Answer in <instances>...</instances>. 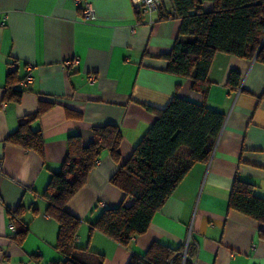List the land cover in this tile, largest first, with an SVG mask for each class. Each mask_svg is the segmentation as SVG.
Returning a JSON list of instances; mask_svg holds the SVG:
<instances>
[{"label":"crops","instance_id":"crops-1","mask_svg":"<svg viewBox=\"0 0 264 264\" xmlns=\"http://www.w3.org/2000/svg\"><path fill=\"white\" fill-rule=\"evenodd\" d=\"M86 1L95 22L81 17L76 0H0V264L63 263L59 223L48 213L44 192L62 169L69 138L88 146L93 128L106 125L123 134L121 161L103 152L68 203L80 220L78 247L103 255L104 264H128L156 242L185 246L183 257L192 245V264H264V222L229 209L236 179L264 198V64L217 54L205 98L189 78L169 74L162 57L175 45L180 20L154 14L149 24L131 0ZM162 1L171 14V0ZM204 8L210 11L212 4ZM73 60L78 64L65 68ZM12 64V87L22 95L5 101ZM28 66L34 82L22 87ZM233 72L241 80L238 89L229 84ZM174 97L224 114L223 130L209 161L195 164L147 233L121 245L92 227L104 210L131 203L111 178L153 125L154 110ZM29 120L42 134L43 157L7 142Z\"/></svg>","mask_w":264,"mask_h":264},{"label":"trees","instance_id":"trees-1","mask_svg":"<svg viewBox=\"0 0 264 264\" xmlns=\"http://www.w3.org/2000/svg\"><path fill=\"white\" fill-rule=\"evenodd\" d=\"M206 2L212 4L210 11L204 8ZM171 7V14L164 13V6L158 13L160 20L181 21L172 51L162 56L168 62L167 72L189 78L193 88L205 98L211 85L209 72L217 54L264 64V0H171ZM14 76L15 72L9 74L5 101L21 98L22 92L12 87ZM240 82L238 74L233 72L230 86L238 89ZM154 111L153 125L111 178V184L122 190L131 203L104 210L92 227L124 246L147 233L155 215L195 164L209 161L226 121L224 114L207 105L178 97ZM93 134L94 140L88 146L78 136L69 138L62 169L52 174L44 192L48 213L59 223L57 249L65 257L62 264H104L105 261L103 255L77 246L80 220L67 209L87 183L103 152L108 151L115 162L121 161L123 134L117 126L94 127ZM7 142L44 156L42 134L32 129L30 120L21 124ZM229 209L264 222V198L257 196L255 186L248 182L235 180ZM184 250L185 246L172 248L156 242L144 255L132 256L128 264H192L194 247L188 246L185 262Z\"/></svg>","mask_w":264,"mask_h":264},{"label":"built area","instance_id":"built-area-1","mask_svg":"<svg viewBox=\"0 0 264 264\" xmlns=\"http://www.w3.org/2000/svg\"><path fill=\"white\" fill-rule=\"evenodd\" d=\"M131 2H132L134 9L137 12H139L142 17L149 19L148 20L149 24L154 23V21L152 20L153 15L160 13L163 8L162 0H131ZM76 4L81 10V17L84 20L90 21V22H95L97 20L96 11L89 2H87L86 0H76ZM133 33H136V29H133ZM73 63L77 65L78 61L73 60L72 62H66L64 66L65 68H68ZM16 69H17L16 64H12L10 66V72L15 71ZM91 77H92V80L95 79L94 76H91ZM33 82H34L33 67L28 66V74L25 77L24 81L22 82L21 86L28 87L32 85ZM0 170H1V165H0ZM10 227L11 229H14L13 224H11ZM186 249H188V244H187ZM186 259H187V250L184 253V262Z\"/></svg>","mask_w":264,"mask_h":264}]
</instances>
